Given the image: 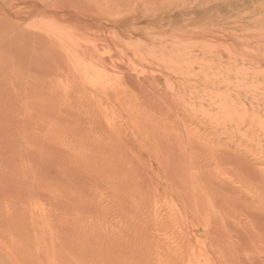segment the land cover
<instances>
[{"label": "rangeland", "instance_id": "rangeland-1", "mask_svg": "<svg viewBox=\"0 0 264 264\" xmlns=\"http://www.w3.org/2000/svg\"><path fill=\"white\" fill-rule=\"evenodd\" d=\"M177 13L181 24L170 22ZM37 28L49 37L33 38ZM67 44L83 54L55 51ZM170 147L197 155L169 165ZM223 151L264 169V0H0V264L264 259V226L251 217L264 184L216 159ZM205 172L232 187L224 201L245 205L223 207ZM178 178L183 191L170 192ZM83 194L104 211L89 219L80 203L62 204ZM86 218L103 237H62ZM205 223V245L185 238ZM235 227L238 245L227 239Z\"/></svg>", "mask_w": 264, "mask_h": 264}, {"label": "bare ground", "instance_id": "bare-ground-1", "mask_svg": "<svg viewBox=\"0 0 264 264\" xmlns=\"http://www.w3.org/2000/svg\"><path fill=\"white\" fill-rule=\"evenodd\" d=\"M73 8V7H72ZM94 8H96V7H94ZM65 9V8H64ZM74 9V8H73ZM104 9V8H103ZM58 10H61L60 8L58 9ZM62 10H63V8H62ZM75 10V9H74ZM57 11V10H56ZM77 11H79V10H77ZM97 11V10H96ZM99 11V10H98ZM101 11V10H100ZM107 11V10H106ZM105 11V12H106ZM73 12V11H72ZM80 12V11H79ZM78 12V13H79ZM82 12V11H81ZM84 13H83V15L81 14V13H79V15H77L79 18H81V19H83V20H87L88 19V22H89V19L90 20H92L93 21V23H92V25L95 27V28H99V29H111L112 28V26H113V23L111 22H109L108 20V22L107 21H105L104 19V17L102 18V15L101 14H93V15H88V16H85V11H83ZM76 13V12H75ZM74 13V14H75ZM95 13V12H94ZM178 14V13H177ZM182 13H179L177 16H179L178 18H176L175 20L174 19H171L170 20V22H174V23H178V24H181L182 22H183V19L181 18L182 17ZM105 17H107L106 16V14H105ZM74 20H75V18H74ZM138 21L140 20V19H137ZM82 22V21H81ZM85 22V21H84ZM87 22V21H86ZM103 22H106L107 23V25L106 24H104ZM135 22V21H134ZM84 25V24H83ZM108 25H110L109 27H108ZM119 25H124V21L123 22H119ZM91 25H89V27H90ZM93 26H91V27H93ZM87 27V26H86ZM94 27H93V29H94ZM116 27V26H115ZM114 27V28H115ZM161 27V26H160ZM91 29V28H90ZM99 32V31H98ZM137 33H140L141 32V28H139V29H137V31H136ZM126 33V32H125ZM31 36H34L33 38H37V39H39V40H42V39H44L43 37H49L47 34H42V29H40V28H37V29H34V31L32 32V34H31ZM58 36V35H57ZM57 39H58V37H57ZM53 40V39H52ZM47 42V41H46ZM45 42V43H46ZM57 42H58V40H57ZM49 43V42H48ZM53 43V42H52ZM47 44V43H46ZM57 44V43H56ZM55 45V44H54ZM59 45V44H58ZM55 46L56 48H55V51L58 53V52H61V53H63L64 55H68L69 56V54H75V53H77V52H80V53H82L83 54V50L82 49H80L79 47H77V46H75V45H64V46ZM78 48V49H77ZM52 49H53V47H52ZM51 52H54V50H52ZM63 56V55H62ZM102 86V85H101ZM102 89V88H101ZM167 152L166 153H168V157H169V159H167L168 157H166L165 159H163L162 158V160L163 161H165L166 163H168L169 165L172 163V162H175V164H180V163H182V162H184V160H185V158L186 157H188V158H186V159H188V160H190V159H192L195 155H197L196 154V152H192V153H190V154H188V155H185V154H182V152L181 151H179V150H177V149H174V148H172V147H170L168 150H166ZM53 153V152H52ZM54 155H56V152H55V154ZM166 156V155H165ZM221 157V159L222 160H228V161H232L233 159H236V161H237V163H236V165L238 166V168L240 169V171L241 170H243L244 171V173H246V175H248L249 177H250V179L251 180H253L255 183H256V185H258L259 186V183H261V184H264V169H260V170H255V169H253V166H254V164L256 163V162H254L253 160H249L248 158H245V159H242L241 160V158H235V157H233V156H231V154H229V152H226V151H223V153L220 155V156H218V158H216V159H219ZM247 159V160H246ZM162 161V162H163ZM169 161H170V163H169ZM161 164V163H160ZM109 167H108V169H109V172L111 173V175H110V178H111V183H110V185H111V187L113 188V189H115V192L116 193H118V191H119V164H117V161L115 160V161H110V164H107ZM174 165V164H173ZM113 167V169H112V167ZM164 166V165H163ZM162 166V167H163ZM242 166H243V168H242ZM167 167H168V165H167ZM172 167V166H171ZM170 167V168H171ZM166 168V167H165ZM169 167H168V170L170 169ZM255 168V167H254ZM167 170V171H168ZM170 171V170H169ZM169 171H168V173H169ZM172 171V170H171ZM168 173H164V174H168ZM157 174V173H156ZM170 174V173H169ZM171 174H172V172H171ZM173 175V174H172ZM156 176V175H155ZM245 176V175H244ZM166 177V176H165ZM169 177V176H168ZM247 177V176H246ZM180 178H178V183L179 184H177L176 186L173 184V182L170 184V186H169V189H168V187L166 186V188H162V189H164V190H170V192H176V191H180V190H182L183 191V189H180L179 187H181V188H183L182 186H178V185H181V180H179ZM203 179L206 181H204L205 183H206V185H205V183H202V184H204L206 187H208V191L210 190L211 191V194H212V196L214 197V198H216L217 200H219V202L221 201V203H222V205H224L223 207H226V208H235V209H237V207L236 206H238V207H241V206H244L245 205V203H243V202H245V200H242L240 197V199L241 200H239L238 199V201H236V200H234L233 202H231V201H229V200H226V201H224V195H225V193L226 192H228L229 190H232V187L230 186V185H228V184H226V183H223L222 181H218V182H215L214 181V179H213V176L211 175V173L210 172H205V174L203 175ZM171 180H172V178H171ZM170 181V180H169ZM168 181V182H169ZM185 181V180H184ZM201 181H202V179H201ZM252 182V181H251ZM254 183V184H255ZM183 184V183H182ZM253 184V183H252ZM185 185V184H184ZM204 186V187H205ZM184 187H186V186H184ZM60 188V187H59ZM62 189V188H61ZM67 189V188H66ZM59 189H57L56 188V194H58V192H60V191H58ZM167 190V191H168ZM54 191V190H53ZM166 191V192H167ZM62 193H63V191H61ZM169 193V192H168ZM177 193V192H176ZM61 194H58V196H60ZM181 195H182V193H181ZM61 197H66L65 195H61ZM178 197H179V195H178ZM80 198V199H79ZM63 200H61L63 203V205L67 208H70V207H72L73 209H71V210H75L74 208H76V210L75 211H77V208H80V207H77L76 205H78L79 203L82 205V207L83 208H85V211L84 212H87V211H89L88 213H85V214H89V216L88 215H85L86 217H88L89 219L91 218V217H94V216H96L95 214H97V213H101V212H103L104 211V207H102V203L101 202H99V201H97V200H94L93 199V197H90L88 194L87 195H85L84 196V194L81 196H78V200L77 199H73L72 197H71V199H73V200H71V199H68V195H67V198L65 199V198H62ZM178 199V198H177ZM233 200V199H232ZM180 201V200H179ZM74 203H76V204H74ZM101 203V204H100ZM181 203H183V202H181ZM139 204V203H138ZM240 205V206H239ZM248 205V204H247ZM246 205V206H247ZM36 208H39L38 206L36 207ZM242 208H245V207H242ZM86 209H88L87 211H86ZM224 209V208H223ZM229 209V210H230ZM234 209V210H235ZM238 209H240V208H238ZM225 210V209H224ZM41 211V209L39 210V212ZM226 211H228V209L226 210ZM231 211V210H230ZM38 212V211H37ZM182 212V211H181ZM251 217L253 218V221H255V223L257 222V224L259 225V226H264V209L261 211L260 210V212H255L254 214H252L251 215ZM81 219H78L77 221L78 222H75V221H73V222H68V223H71V224H68L66 227H65V229L63 230V233H65V235H63L62 237L63 238H69V237H72L71 238V240L73 239L74 241H77V242H79V240H81V239H83L84 237H91V239L92 238H94V239H96L97 237H98V235H100V234H102V237L104 236V231H103V229H96V228H92V226H86V222L87 221H90V220H87V218L86 219H84V221L83 222H79ZM85 220H87L86 222H85ZM91 224V223H90ZM206 224V223H205ZM238 225V224H237ZM237 225H235V226H237ZM96 226V225H95ZM62 227V226H61ZM64 227V226H63ZM62 227V228H63ZM96 227H98V225L96 226ZM253 227V226H252ZM201 228H203V230H202V233H198L197 234V232H198V230H197V232L196 233H194V234H187L186 236H185V238L189 241V242H191V243H196V244H199V245H205L206 243H207V241H208V239H209V237L213 234V231L211 232V230H212V226L210 225V224H206V225H203ZM240 228V227H239ZM239 228H236L235 227V229L233 228V229H231V230H228L229 232H230V235H228V237H227V239L229 240V241H231V240H234V241H236V244L238 245V244H241L242 242H243V239H242V237L243 236H245V230L244 229H239ZM105 231H106V229H104ZM261 230H262V228H261ZM260 230V232H263V231H261ZM59 231H61L62 232V230L60 229ZM134 232H135V230H134ZM133 232V233H134ZM248 233V232H247ZM51 234H52V232H51ZM250 234V233H249ZM258 234V233H257ZM59 235V234H58ZM139 235V234H138ZM251 235V234H250ZM249 235V236H250ZM264 232L263 233H259V235H257V237H261L262 239H264ZM60 236V235H59ZM254 236V235H253ZM252 236V237H253ZM255 237H256V235H255ZM59 239V238H58ZM250 239V238H249ZM85 240H87V239H85ZM84 240V241H85ZM247 240H248V238H247ZM251 240V239H250ZM58 241V240H57ZM60 241V240H59ZM64 241H65V239H64ZM245 241V240H244ZM241 242V243H240ZM253 242H255V241H253ZM253 242H252V245H253ZM82 243V242H81ZM232 243V245H234L233 244V241L231 242ZM245 243H246V241H245ZM250 243H251V241H250ZM258 243V242H257ZM235 244V245H236ZM256 244V243H255ZM249 245H251V244H248V246ZM247 258H249V257H247ZM247 260V259H246ZM249 261V264H264V259H260V257H257V258H255V259H250V260H248ZM247 261V262H248Z\"/></svg>", "mask_w": 264, "mask_h": 264}]
</instances>
